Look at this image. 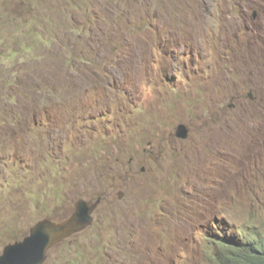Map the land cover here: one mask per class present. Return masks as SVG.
Wrapping results in <instances>:
<instances>
[{"label":"rangeland","instance_id":"1","mask_svg":"<svg viewBox=\"0 0 264 264\" xmlns=\"http://www.w3.org/2000/svg\"><path fill=\"white\" fill-rule=\"evenodd\" d=\"M80 198L43 264H208L260 218L264 0H0V254Z\"/></svg>","mask_w":264,"mask_h":264},{"label":"water","instance_id":"2","mask_svg":"<svg viewBox=\"0 0 264 264\" xmlns=\"http://www.w3.org/2000/svg\"><path fill=\"white\" fill-rule=\"evenodd\" d=\"M249 95L252 97L251 93ZM188 132V127L184 123H179L175 127V135L182 140L189 137ZM100 201L101 198L94 200L80 198L74 204V215L58 222L48 218L37 221L22 239L4 246L0 254V264H43L51 248L74 235L81 234L93 224Z\"/></svg>","mask_w":264,"mask_h":264},{"label":"trees","instance_id":"3","mask_svg":"<svg viewBox=\"0 0 264 264\" xmlns=\"http://www.w3.org/2000/svg\"><path fill=\"white\" fill-rule=\"evenodd\" d=\"M260 218L238 225L224 221L216 227H206L208 264H264V210Z\"/></svg>","mask_w":264,"mask_h":264},{"label":"flooded vegetation","instance_id":"4","mask_svg":"<svg viewBox=\"0 0 264 264\" xmlns=\"http://www.w3.org/2000/svg\"><path fill=\"white\" fill-rule=\"evenodd\" d=\"M252 95V94H251ZM236 97L237 96H233L232 97V99L234 100V99H236ZM221 98H222V100H221V102H219V107L221 108V110H222V113L224 114L225 113V100H226V96H221ZM180 123H183V122H180ZM186 125V124H185ZM188 127V126H187ZM188 131L190 132V129H189V127H188ZM189 132H188V134H189ZM175 137L177 138V139H180V138H178L176 135H175ZM180 140H182V139H180ZM183 141V140H182ZM151 144H152V141H149L148 142V146H151ZM146 151V150H145ZM142 170H144V168H142ZM75 214V208H74V210L72 211V214L71 215H74ZM70 215V216H71Z\"/></svg>","mask_w":264,"mask_h":264},{"label":"clouds","instance_id":"5","mask_svg":"<svg viewBox=\"0 0 264 264\" xmlns=\"http://www.w3.org/2000/svg\"><path fill=\"white\" fill-rule=\"evenodd\" d=\"M206 235V234H205ZM205 235H204V237H205Z\"/></svg>","mask_w":264,"mask_h":264}]
</instances>
